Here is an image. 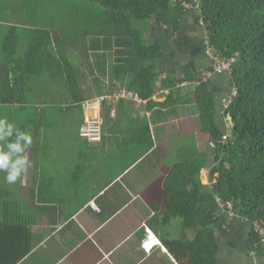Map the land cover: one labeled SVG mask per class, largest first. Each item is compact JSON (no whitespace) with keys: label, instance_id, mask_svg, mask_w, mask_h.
Masks as SVG:
<instances>
[{"label":"trees","instance_id":"obj_1","mask_svg":"<svg viewBox=\"0 0 264 264\" xmlns=\"http://www.w3.org/2000/svg\"><path fill=\"white\" fill-rule=\"evenodd\" d=\"M0 11L18 14L7 27L0 60V104L17 106L24 116L22 129L31 133L33 144L53 130L55 117L70 110L83 114L87 100L115 92L113 84L98 77L94 90L81 87L83 65L91 62L88 51L102 58L103 51L115 47L116 62L98 69L101 77L120 80L127 91L150 101L164 52L149 42L146 29L153 25L179 33L185 17L195 11L196 24L204 21L207 27L206 42L213 54L237 55L230 75L236 94L225 111L232 123L223 143L209 82L193 91L201 131L217 145L215 166L209 173L211 188L202 184L196 163L187 161L175 165L166 179L167 214L182 218L185 231H195L194 240L174 241L170 248L182 258L180 264H220V199L232 203L250 225L249 251L264 256V243L254 228L256 222L264 228V0H0ZM192 79L185 76L173 85L197 80ZM47 83L64 99L62 113L49 106L33 109V103L48 100L40 93ZM60 83L64 87L57 86ZM33 196L19 190L0 194V264H18L33 250L29 222L37 217L27 201Z\"/></svg>","mask_w":264,"mask_h":264},{"label":"crops","instance_id":"obj_2","mask_svg":"<svg viewBox=\"0 0 264 264\" xmlns=\"http://www.w3.org/2000/svg\"><path fill=\"white\" fill-rule=\"evenodd\" d=\"M195 14L193 11L185 17L179 33L153 25L147 27L149 42L161 45L164 52L156 92L142 104L121 100L104 108L101 142L82 139L87 145L78 148L77 155L87 162L78 166L79 173L53 175L42 182V173H34L33 183L26 184L28 190L22 193L29 191L34 195L27 201L37 219L29 222L28 238L33 250L18 264H180L182 258L170 245L186 238L194 240L195 231H185L182 218L167 214L170 198L165 181L175 165L187 161L196 163L202 184L211 188L209 173L215 166L217 146L209 134L201 131L193 92L195 82L211 70L213 63L207 54L204 21L196 24L199 28L194 30L200 35L199 40L184 39L186 44H177L185 26L196 23ZM17 15L15 11H0V36L10 23L16 22ZM181 51L187 53L183 55ZM88 54L91 62H85L82 68L84 90L91 88L87 84L89 78L96 83L98 77L111 87L114 85L115 92L107 95L127 91L122 81L101 77L100 70L116 62L115 47L103 51L102 58L92 51ZM185 76L197 80L173 85V81ZM207 82L217 102L218 125L223 137L228 136L232 119L223 107L235 92L230 76L213 75ZM77 111L80 125L83 118L85 121V110L83 114ZM74 112L70 110L64 118L73 117ZM89 154L92 161L87 160ZM95 161L100 166L95 167ZM95 168L98 173H88ZM224 213L218 231L232 234L233 240L228 243L230 246L225 245L218 233L224 244L218 258L225 264H264V256L248 249L250 230L245 232L246 222L240 221L244 227L238 230L239 222L236 227L235 221ZM231 221L235 226L229 229ZM153 239H159L161 246L148 251L145 242ZM174 248L180 250L178 245Z\"/></svg>","mask_w":264,"mask_h":264},{"label":"rangeland","instance_id":"obj_3","mask_svg":"<svg viewBox=\"0 0 264 264\" xmlns=\"http://www.w3.org/2000/svg\"><path fill=\"white\" fill-rule=\"evenodd\" d=\"M14 2L15 1H13V4ZM195 8L198 9V7H195ZM191 15L188 16L187 18H190ZM197 28L199 27L196 25L195 22L194 23L192 22L191 26H185L183 32L178 35L179 39H178L177 44L179 45L181 43L186 44L184 42L185 41L184 39L188 40V42L190 41L196 42L197 40H199L200 35H197L194 32V30H196ZM206 33H207L206 34L207 37L206 36L205 37L207 39L208 38L207 29H206ZM6 36H7V31L4 33V35L2 34L0 36V59L2 61H4V54H5L4 46H5ZM204 47L206 48L205 45ZM182 53L183 55H185L187 52L184 51ZM72 54L75 55L76 53L74 52ZM78 56L81 57L80 55ZM87 72H88V69H87ZM89 79H90V82H88L87 84L89 85V88L91 87L90 90L92 91L95 89V87L93 86L94 82H93V78H89ZM42 83H40V85H42ZM57 86L64 87V84L60 83ZM40 93L42 94L41 97L46 98L48 100H42L41 102L33 103V106H32L33 109L38 108V107L41 108L42 106H49L50 107L49 109L51 108L61 109V113L64 111V107H65L64 99L58 96V91L57 89H54V85H51L50 83L44 84ZM235 94L236 93L234 92L233 96ZM230 99H228V101H230ZM35 105L37 107H35ZM16 108L17 106H9V105L0 104V117L7 118L10 122H14L18 127L22 129L23 124H24L22 119H24V116L21 117L19 115L18 110H16ZM31 111L32 110L29 109V112ZM77 112L78 111L74 112L73 117L69 116V117L64 118L63 114L60 115L59 117H55V120L53 121V123H55V126L53 130L47 134L45 139L36 138L37 146L34 147L36 152H34V150L33 151L27 150V153H26L32 162V167L30 168L23 182L18 181L15 184H7L3 179V174H0V194L2 193V190L12 191V192H16L17 190L19 191L28 190L26 187V184L27 183L30 184V182L31 184L33 183L32 179H33L34 173H38V174L42 173V175L40 176V182L44 181L43 179H51L53 175L64 176V175H67L68 173H79L78 166L84 165L86 160L85 159L83 160L82 157L79 158V156L77 155V151L80 146H85L87 145V143L83 141L81 138H79L80 136H78L79 127H80L79 125L80 113L78 112L77 114ZM92 155L89 154V157L87 159L88 161L93 160ZM120 161H118L117 163H119ZM94 166L95 167L100 166V164L95 161ZM88 173H98L97 168H95L93 172L89 171ZM224 214L229 215L227 212ZM228 218L230 220H234L235 224L237 221L239 222V224H240V221L246 222L245 225L247 228L245 227V232L249 233L250 225L248 224L246 219L243 218L240 212L234 211V216L232 217L229 216ZM0 221H2L1 211H0ZM235 224L234 222H232L230 224L229 229L233 228ZM239 224H236V227H238L237 225ZM243 227L244 225L241 226L240 224V227L237 229L241 230ZM218 233H219V236L223 238V242L225 245H227L228 243L231 244V241L233 240L232 234H227L224 231H218ZM224 244H222V246ZM236 249L237 248H235V250ZM228 250L231 252V249L228 248ZM219 261L222 264L226 263V261L221 259V257H219Z\"/></svg>","mask_w":264,"mask_h":264},{"label":"built area","instance_id":"obj_4","mask_svg":"<svg viewBox=\"0 0 264 264\" xmlns=\"http://www.w3.org/2000/svg\"><path fill=\"white\" fill-rule=\"evenodd\" d=\"M185 6L187 8H192L191 4H186ZM207 54L212 58L213 61L212 68L210 71H206L200 76V80L195 82L197 86L200 85L201 82H207L213 75L230 76L233 71V65L235 64L237 59V55L228 58L216 56L213 54L211 49L207 50ZM121 100H128L131 102H136L138 104L144 103V100L140 97L138 93L129 92V91H122L115 95L101 96L86 102L83 105L85 110V121L80 129L81 139L89 143H100L103 136V119L101 113L105 107H109ZM230 103L231 100L226 102V104L223 107L224 112L228 109ZM228 137L229 135L224 136L222 138V142L226 143ZM219 202L225 213L227 212L230 217L234 216L235 210H234V205L232 203L230 202L222 203L220 199ZM254 228L259 233L262 242L264 243V228L262 227L261 223L260 222L254 223ZM152 237L154 236L150 235V238ZM155 244L156 241L154 239L146 241L145 242L146 249L150 251Z\"/></svg>","mask_w":264,"mask_h":264},{"label":"clouds","instance_id":"obj_5","mask_svg":"<svg viewBox=\"0 0 264 264\" xmlns=\"http://www.w3.org/2000/svg\"><path fill=\"white\" fill-rule=\"evenodd\" d=\"M32 145L33 137L29 131L21 129L7 118L0 117V174H3L7 184L23 182L27 176L32 162L26 153ZM155 241L153 248L161 246L159 239Z\"/></svg>","mask_w":264,"mask_h":264}]
</instances>
